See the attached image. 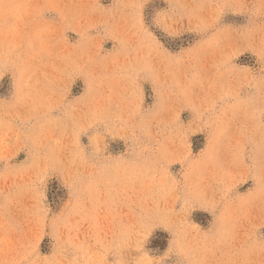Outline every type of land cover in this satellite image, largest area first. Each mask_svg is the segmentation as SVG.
Masks as SVG:
<instances>
[{
  "label": "rangeland",
  "instance_id": "obj_1",
  "mask_svg": "<svg viewBox=\"0 0 264 264\" xmlns=\"http://www.w3.org/2000/svg\"><path fill=\"white\" fill-rule=\"evenodd\" d=\"M0 264H264V0H0Z\"/></svg>",
  "mask_w": 264,
  "mask_h": 264
}]
</instances>
